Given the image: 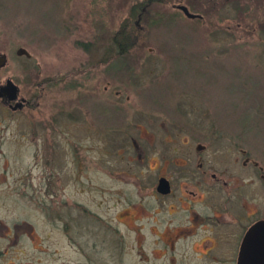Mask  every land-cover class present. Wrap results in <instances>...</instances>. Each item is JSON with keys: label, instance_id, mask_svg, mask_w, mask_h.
I'll use <instances>...</instances> for the list:
<instances>
[{"label": "rangeland", "instance_id": "374dc122", "mask_svg": "<svg viewBox=\"0 0 264 264\" xmlns=\"http://www.w3.org/2000/svg\"><path fill=\"white\" fill-rule=\"evenodd\" d=\"M176 4L203 17L189 18ZM134 5L142 9L137 16L131 14ZM123 26L134 39L128 52L118 55L114 36ZM20 47L30 55L19 54ZM2 52L7 63L0 67V85L11 77L31 105L14 110L0 97V249L7 245L2 238L7 225L18 229L31 208L39 213L33 200L47 195L49 188L41 191L35 181L32 188L27 180L34 160L28 140L42 132L38 125L46 119L76 118V138L87 145L84 153L90 156L87 135L95 133L90 123L96 118L113 128V146L120 140L119 127L135 133L136 123L150 126V119L159 135L163 122L181 118L200 125L214 121L213 127L227 128L228 134L239 133L240 124L251 121L254 150L264 155V0H0ZM107 80L113 84L105 90ZM116 89L123 94L117 96ZM100 98L109 102L107 109ZM33 174L42 176L36 170ZM71 177L63 172V189L52 191L70 204L76 198L103 213L105 194L90 183L107 181L105 174L76 167V183ZM34 217L40 223L41 215ZM79 219L83 223L87 218ZM88 228L91 238L84 228L76 233V242L88 240L81 249L95 264H106L105 243L95 246V228ZM61 235L64 249L72 250L70 238ZM125 241V255L112 243L114 254L107 264L139 263L137 237ZM55 247L61 248L59 243L51 249ZM25 251L22 239L0 264H24ZM80 253L76 245V264L84 258ZM62 258L57 263L72 264L70 257Z\"/></svg>", "mask_w": 264, "mask_h": 264}, {"label": "flooded vegetation", "instance_id": "af4514ba", "mask_svg": "<svg viewBox=\"0 0 264 264\" xmlns=\"http://www.w3.org/2000/svg\"><path fill=\"white\" fill-rule=\"evenodd\" d=\"M111 84L113 81L107 80L105 90ZM115 94L121 96L123 91L116 89ZM106 98H100L105 108L109 103ZM18 100L23 104L17 109L31 105L30 97L21 91ZM3 102L11 107L6 98ZM149 121L150 126L136 123L131 134L119 127L120 140L113 146V128L96 118L90 123L95 133L87 135L92 156L84 153L87 145L76 138V118L46 119L39 124L42 132L30 134L28 140L34 160L27 180L32 188L35 181L41 191L49 189L45 198L33 200L39 213L31 208L15 231L7 225L2 234L7 245L0 249V258L24 239V264H67L57 263L63 255L76 264V245L84 256L77 264H95L82 250L88 240L81 245L76 242V233L84 228V234L91 238V226L102 239L93 244L105 243L106 264L114 254L112 243L118 245L114 248L117 253L125 255V239L132 235L139 245L138 264H240L247 232L264 221V155L254 150V124L243 122L239 133L228 134L227 128L213 127L214 121L205 120L200 125L181 118L163 122L159 135L153 130L154 120ZM58 158L63 165H57ZM76 167L80 172L105 174L107 181L89 182L91 189L105 194L103 213L76 198L70 204L52 191L54 187L63 189V172L71 174L76 183ZM35 170L42 176L36 177ZM35 215H41L40 223L34 220ZM80 216L87 219L82 223ZM39 231L44 233L41 238ZM60 232L70 238L72 250L64 249ZM58 243L60 249H51Z\"/></svg>", "mask_w": 264, "mask_h": 264}, {"label": "water", "instance_id": "95a60500", "mask_svg": "<svg viewBox=\"0 0 264 264\" xmlns=\"http://www.w3.org/2000/svg\"><path fill=\"white\" fill-rule=\"evenodd\" d=\"M175 7L183 11L189 18L203 17L199 13L192 12L185 4H176ZM17 52L30 55L29 51L24 47H20ZM6 63L7 54L2 52L0 53V67H3ZM19 91V85L11 77L6 80L5 84L0 85V97L6 98L13 109H17L23 104V100H18ZM13 101L16 102L13 103ZM240 264H264V221L257 222L247 232L242 246Z\"/></svg>", "mask_w": 264, "mask_h": 264}, {"label": "trees", "instance_id": "16d2710c", "mask_svg": "<svg viewBox=\"0 0 264 264\" xmlns=\"http://www.w3.org/2000/svg\"><path fill=\"white\" fill-rule=\"evenodd\" d=\"M146 1H147V3L163 2V0H146ZM133 8L135 9V11L132 12L131 14H134V15L137 14L138 15V12L142 11L140 5H134ZM198 19H201V18H198ZM126 28H127V26H126ZM126 28H124V26L121 27L114 36L115 46L118 49V52H117L118 55H124L126 49H128V47H130L132 45L130 40L134 39L133 34H132L133 32L131 30L127 31ZM126 52H128V51H126Z\"/></svg>", "mask_w": 264, "mask_h": 264}]
</instances>
